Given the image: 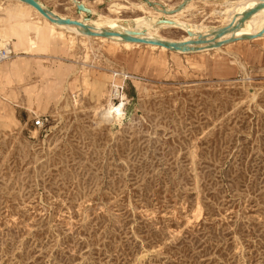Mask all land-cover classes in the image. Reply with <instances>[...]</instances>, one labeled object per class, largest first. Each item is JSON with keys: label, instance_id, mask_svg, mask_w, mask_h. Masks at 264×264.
<instances>
[{"label": "rangeland", "instance_id": "374dc122", "mask_svg": "<svg viewBox=\"0 0 264 264\" xmlns=\"http://www.w3.org/2000/svg\"><path fill=\"white\" fill-rule=\"evenodd\" d=\"M40 1L86 23L191 25L157 29L171 41L241 7ZM4 42L13 57L0 65V264H264V49L181 53L85 39L16 0H0ZM108 102L120 115H98ZM38 116L49 119L43 129L33 127Z\"/></svg>", "mask_w": 264, "mask_h": 264}, {"label": "bare ground", "instance_id": "6f19581e", "mask_svg": "<svg viewBox=\"0 0 264 264\" xmlns=\"http://www.w3.org/2000/svg\"><path fill=\"white\" fill-rule=\"evenodd\" d=\"M19 5L22 7L27 8L34 14H36L42 21H44L51 29H58L60 32L66 31L71 34L83 37L85 39H96L101 42H109V43H121L124 46L128 47L129 45H144V44H138V43H129L127 41H124L121 39V37H101L103 31H109L111 33H118L119 35L122 36H128L132 37L135 39H139L142 41H147V42H169V43H176V42H187L190 41L193 38L185 36L182 40L180 41H171L164 39L162 37H159L156 34V31L158 28H182V27H191L190 24H184L179 21H176L175 19L172 20H165L164 23H159L160 18L157 16H152L151 18H143L144 19V27L143 30H139L137 26L133 23L130 24L127 21L121 20L119 18H104L100 17L99 20L95 22H90L86 23L84 20H74V19H69L71 21H77L82 23L85 27H87L92 33H95L96 35H99L98 37H89L85 35V32L83 29L78 28V27H73V26H68V25H57V24H51L49 23L46 19H44L36 10H34L32 7L25 5L21 3L20 1L16 0ZM260 1L262 0H237L236 2L239 3L241 6L238 11H232L230 8H227L225 11V14L232 13L234 15L233 19L235 22H237L240 19V16L245 13L246 11L254 8ZM42 7H44L41 4ZM85 7V6H84ZM87 9V8H85ZM165 10V9H164ZM52 15L55 17H58L59 19H67L65 17L58 16L57 13L51 11ZM117 13V12H116ZM82 12H80V15ZM176 14V13H175ZM224 19V18H223ZM231 19L230 21L226 22L223 21L222 24H220L218 27H224L226 26L229 22L233 21ZM134 21V20H133ZM172 21V22H171ZM174 22V23H173ZM212 27V26H211ZM264 29V9L260 10L259 12L255 13L250 17L249 20H247L244 25L238 29L235 32V37H243V36H249V35H257L260 31ZM191 30V29H190ZM209 33V28L206 26H197L195 25L192 28V35L193 37H196L197 35H204ZM231 35H226L222 40L224 39H229ZM264 37V34L262 35ZM261 38V37H260ZM257 39V38H256ZM149 46L153 49H160V50H165L163 47H157L155 45H145ZM168 50V49H166ZM219 50V48L215 49H203L198 52H191V53H200V52H213ZM171 51V50H168ZM172 52H178V51H172ZM122 74V73H121ZM103 81L105 82V78H102V81H95V86L100 91L103 88ZM122 103V102H121ZM112 103L108 102V105L106 107H103L99 110L98 115L102 117H108V116H114V115H120L121 111V105H111Z\"/></svg>", "mask_w": 264, "mask_h": 264}, {"label": "water", "instance_id": "95a60500", "mask_svg": "<svg viewBox=\"0 0 264 264\" xmlns=\"http://www.w3.org/2000/svg\"><path fill=\"white\" fill-rule=\"evenodd\" d=\"M21 3L28 5L32 7L34 10H36L44 19H46L51 24H57V25H68L73 27H78L84 30L85 35L89 37H98L99 35H96L95 33H92L87 27H85L82 23L77 21H71L69 19H59L58 17H55L52 15L51 11L46 9L45 7L41 6V3L37 0H18ZM187 1H184L180 5H178L173 11L170 13H166V11H163L164 14H174L182 10L185 6ZM77 12L84 13L85 15H89L90 11L88 9H85L83 5L77 4L76 5ZM264 9V0L260 1L254 8L246 11L240 16V19L235 22L233 21L229 22L224 27H213L209 28V33L204 35H197L196 37H193L191 32H186L187 37L193 38L190 41L187 42H176V43H169V42H147L142 41L139 39H135L128 36H122L118 33H111L109 31H103L101 37H121L124 41H127L129 43H138V44H144V45H155L157 47H163L165 49L171 50V51H178L181 53H191V52H198L203 49H215V48H222L230 43H235L238 41H250L256 38L262 37L264 34V29L260 31L257 35H249V36H243V37H235V32L240 29L244 23L250 19L252 15L259 12L260 10ZM164 23V21H160L159 23ZM231 35L229 39H224L226 35Z\"/></svg>", "mask_w": 264, "mask_h": 264}, {"label": "built area", "instance_id": "2783aa9c", "mask_svg": "<svg viewBox=\"0 0 264 264\" xmlns=\"http://www.w3.org/2000/svg\"><path fill=\"white\" fill-rule=\"evenodd\" d=\"M13 57V53L11 50V47L9 45V42H4L0 46V65L4 62L10 60ZM113 91L114 96L117 98L119 96V91L122 92V87L117 86L116 84H113ZM122 98V97H121ZM116 100V99H114ZM113 100V101H114ZM48 117L47 116H38L33 120V127L37 129H43L46 124L48 123Z\"/></svg>", "mask_w": 264, "mask_h": 264}, {"label": "crops", "instance_id": "0c3cea01", "mask_svg": "<svg viewBox=\"0 0 264 264\" xmlns=\"http://www.w3.org/2000/svg\"><path fill=\"white\" fill-rule=\"evenodd\" d=\"M37 1L39 2V0ZM40 3L43 4L41 1ZM226 48L254 49L257 51H262L264 49V37L253 39L250 41H238L235 43H230L222 48H219V50L226 49Z\"/></svg>", "mask_w": 264, "mask_h": 264}]
</instances>
